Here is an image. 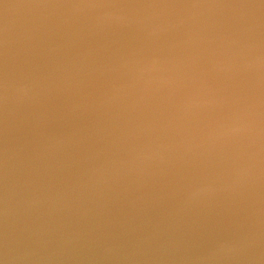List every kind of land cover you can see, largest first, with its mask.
Wrapping results in <instances>:
<instances>
[{
    "label": "water",
    "instance_id": "water-1",
    "mask_svg": "<svg viewBox=\"0 0 264 264\" xmlns=\"http://www.w3.org/2000/svg\"><path fill=\"white\" fill-rule=\"evenodd\" d=\"M0 264H264V0H0Z\"/></svg>",
    "mask_w": 264,
    "mask_h": 264
}]
</instances>
